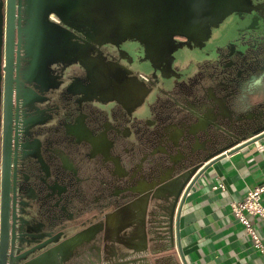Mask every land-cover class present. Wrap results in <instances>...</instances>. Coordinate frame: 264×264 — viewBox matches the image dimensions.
<instances>
[{"label":"flooded vegetation","instance_id":"1","mask_svg":"<svg viewBox=\"0 0 264 264\" xmlns=\"http://www.w3.org/2000/svg\"><path fill=\"white\" fill-rule=\"evenodd\" d=\"M48 2L16 0L0 44V264H180L194 169L264 131V0H166L140 28L86 0L108 27L74 50Z\"/></svg>","mask_w":264,"mask_h":264},{"label":"crops","instance_id":"2","mask_svg":"<svg viewBox=\"0 0 264 264\" xmlns=\"http://www.w3.org/2000/svg\"><path fill=\"white\" fill-rule=\"evenodd\" d=\"M242 144L204 172L184 203L179 227L187 264H264V252L254 247L230 207L264 186V138ZM218 184L222 187L215 188ZM260 202L264 206V194ZM247 218L264 246V217Z\"/></svg>","mask_w":264,"mask_h":264},{"label":"water","instance_id":"3","mask_svg":"<svg viewBox=\"0 0 264 264\" xmlns=\"http://www.w3.org/2000/svg\"><path fill=\"white\" fill-rule=\"evenodd\" d=\"M16 0H0V44L3 38V34L5 33V37L9 38V30H13V24L11 19H9L12 8L14 6V2ZM26 1H35V0H26ZM39 1V0H38ZM48 3L56 8L62 15V22L60 26V35L59 41L64 48L69 49H77L81 47L80 42H87L89 48H92L94 45L98 44V38L103 34V29L108 27L107 23L98 16V13L91 12L88 13L86 11L85 1L86 0H47ZM105 1V0H101ZM125 3L126 7H123L120 11H115L113 16V22L111 23V27L114 26H124V25H133V26H145V23L150 19L149 16L140 18L138 14H142L143 11L149 10L151 11L152 6H155V10H158L159 14L165 11L164 7L166 5V0H122ZM151 2V3H150ZM40 9V8H39ZM138 11V10H141ZM6 10V14L4 13ZM138 11V12H137ZM140 12V13H139ZM167 12V11H165ZM6 17V18H5ZM5 19V20H4ZM162 19L153 18L152 26L155 27L156 30L164 27L166 23H163ZM147 25V24H146ZM106 26V27H105ZM6 38V39H7ZM258 136L254 138V140L244 141L242 142L243 146L250 145L251 143L264 138V131L259 132ZM234 145L227 146L222 150L223 155L226 153L231 154L232 148ZM221 157V156H220ZM219 158L213 160H207L205 166L201 169V165L197 166L194 169V174L191 176V181L184 191L182 197L180 198L177 212V232L175 236V253L180 264H187L185 261L184 253L181 248L180 243V216L182 213V209L184 203L186 202L187 195L190 193L191 189L196 185L199 179L202 177L204 172L213 165ZM200 169V170H199Z\"/></svg>","mask_w":264,"mask_h":264},{"label":"built area","instance_id":"4","mask_svg":"<svg viewBox=\"0 0 264 264\" xmlns=\"http://www.w3.org/2000/svg\"><path fill=\"white\" fill-rule=\"evenodd\" d=\"M220 187H222L221 184H218L215 188ZM262 194H264V186H260L259 188L257 187L254 190L249 191L242 201L232 203L230 207L232 214L245 227V229H247L246 232L251 237L254 247H256L259 251L264 252V246H262L247 218V215H258L260 217H264V206H262L260 202ZM189 195L190 193H188L187 198Z\"/></svg>","mask_w":264,"mask_h":264}]
</instances>
